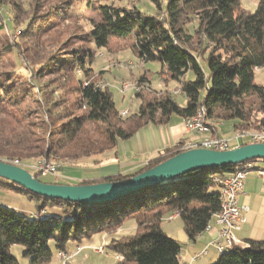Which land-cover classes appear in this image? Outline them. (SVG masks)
I'll return each instance as SVG.
<instances>
[{"label": "trees", "instance_id": "obj_1", "mask_svg": "<svg viewBox=\"0 0 264 264\" xmlns=\"http://www.w3.org/2000/svg\"><path fill=\"white\" fill-rule=\"evenodd\" d=\"M45 1L49 0H29L32 13L23 16L21 7L16 8L7 22L0 13L1 30L20 27L12 50L25 48L37 77L33 83L21 75L0 72V160L17 159L22 167L38 158L70 164L91 158L96 163L119 140L129 139L148 123H166L171 115L190 117L200 106L206 118L230 119L234 129L264 128V86L253 80L254 69L264 67V0H256L252 13L239 0H150L155 7L150 14L136 7L87 0L85 10L97 12L99 21H91L90 30L79 36L84 47H67L71 37L78 35L63 41L58 35V20L70 17L58 6L69 8L71 1L52 0L49 9L41 7ZM5 3L0 0V5ZM187 17L196 25L187 28L183 19ZM195 36L197 42H193ZM113 38L129 41L140 61L159 62L165 80L179 81L185 104H178L165 91L150 101L142 99L137 113L121 116L109 87L91 76L94 51L107 48ZM51 41L46 54H38L39 46ZM188 71L193 73L191 79L185 78ZM135 95L142 98L139 91ZM184 149L178 143L133 173L76 184L128 178ZM234 166L200 168L99 203L40 196L0 178V187L32 203L35 213L25 214L0 202V264H19L10 251L16 244L24 247L29 264H48L50 242L64 251L68 241L79 244L95 234L110 236L131 218L135 234L112 236L107 243L122 256L121 264H179L181 243L164 232L162 220L177 213L184 233L194 240L219 210L218 186L212 178L232 172ZM32 174L39 180L43 175ZM50 183L68 182L54 175ZM211 264H264V241L232 244Z\"/></svg>", "mask_w": 264, "mask_h": 264}, {"label": "rangeland", "instance_id": "obj_2", "mask_svg": "<svg viewBox=\"0 0 264 264\" xmlns=\"http://www.w3.org/2000/svg\"><path fill=\"white\" fill-rule=\"evenodd\" d=\"M70 1L72 4L71 6H69V8L63 5L58 6L62 11L66 9L67 14L70 16L69 18L64 19V21L62 19L58 20L57 26L58 30L60 31L58 35L61 37V41L65 40L68 36L71 37V35L73 34L78 35L74 38L71 37V44L67 47H84L86 45L83 43V38H81L82 36H79L85 34L90 30L91 21H99V15L97 14V12L85 10L84 3L87 2V0ZM100 1L112 3L117 6H125L129 8L136 7L137 10L145 14L153 13L155 10L154 4L150 2V0ZM239 1L244 9H247L251 13L254 12L256 8V0ZM51 2L52 0H49L47 2L45 1L41 7H48L49 9V4ZM13 3L16 4L15 7L13 6ZM20 7L21 15L25 16L32 13L31 11L29 12V0H6L5 5H0V13L5 17L4 21L7 22L9 17L13 18L16 8L19 9ZM42 11H44V9ZM191 15L192 14H189V16ZM183 19H185L187 28L196 25V20H193V18L191 19V17ZM8 28L9 27L2 30L0 29V61L4 65L3 66L0 64V72L9 71L12 74L15 73L21 75V77H25L23 79H26L27 81L36 83L37 77L34 74V70L30 67V63L26 54L27 51L25 50V48L21 46L20 48L17 47V49L12 50V47L16 46V41L18 40V36L20 35V27L15 26V29L13 31H10V29ZM52 42L53 41L45 46H39L38 54H46L44 51L51 47ZM128 42L129 41L127 40H119L113 38L107 48H98L94 51L95 57L91 64V68H93L91 76L95 81L106 84L109 87V91L111 92L116 109L120 112L122 109L127 108L129 110V114L137 113L142 99L144 101H150L156 97H159L161 93L165 91L170 92L172 97L178 104L184 105L186 101L185 95L182 93L176 94L173 92L176 87V89H178L179 81L177 79L165 80L164 78H166L167 75L165 69L162 70L161 64L159 62L140 61L131 50ZM193 42H197L196 36L193 38ZM208 47L211 46L208 44ZM6 48H8V50H5ZM41 57L46 58L47 56L42 55ZM25 65L26 70H24ZM202 65L207 71L205 63H202ZM100 70L101 73L95 74ZM192 77L193 73L191 71H188L185 75L186 79H191ZM140 78H143V80L140 81ZM47 79L48 77L43 78L44 81ZM253 80L256 84L264 86V67H260L256 70L254 69ZM42 83L43 81L41 80L40 84ZM124 83H130L134 86L131 88L123 89L122 86ZM134 87H139L137 91L140 92L142 98L135 95L136 90L134 89ZM62 96L65 97V93ZM66 99L70 100V97H66ZM220 121L222 120L220 119ZM224 122L227 125H231L233 123V121L230 119H227ZM233 143L234 142H230V147H233ZM33 163L34 162L31 161L27 164L32 165ZM60 164L63 163L60 162ZM28 169L27 170L31 173L35 171L32 168ZM53 177V174L43 173V175L40 176V181L50 182ZM3 196H5L7 199H2ZM15 196L16 194L12 193L11 191H7V189L0 187V202H2L3 204L12 206ZM16 197L21 198L18 194ZM33 214L35 215L34 212L31 215ZM42 214L45 215L44 211L40 212L39 216ZM133 234H135V222L131 218L126 219L122 223V225L116 228L110 236H108L106 233H100V243L95 245L94 247L83 246L78 249V245H76L75 242L68 241L64 251H59L54 247V243L50 242L49 246L52 250V257L48 264H121L120 261L123 258H120L119 255L112 252L108 248L107 243L112 236H114L115 238H120ZM99 246L103 247V253L96 251ZM10 251L18 260L19 264H29V259L23 256L24 247L22 245H12ZM60 252H64V254L66 255L65 259L60 258V256L58 255V253Z\"/></svg>", "mask_w": 264, "mask_h": 264}, {"label": "crops", "instance_id": "obj_3", "mask_svg": "<svg viewBox=\"0 0 264 264\" xmlns=\"http://www.w3.org/2000/svg\"><path fill=\"white\" fill-rule=\"evenodd\" d=\"M124 109L129 114V110ZM209 120L213 123V127L205 133L189 130L184 118L178 115H171L163 124L148 123L139 128L129 139L119 140L115 148L97 157L98 162L96 163L92 162L91 158L78 164L63 163L58 170L57 178L70 184H76L80 180H98L117 174H130L140 169L167 147H173L178 143H197L211 135L231 138L230 142H234L233 147L245 142L243 139L233 138V123L227 125L225 120ZM258 166L263 168L264 162H259ZM16 196L12 206L25 214H32L33 204L23 197L17 198ZM2 199L7 198L3 196ZM237 202L244 211L241 228L235 232L236 244L247 246L249 240L264 241V176L256 171L248 173L242 190L237 195ZM176 220L180 219L177 213H173L162 220L161 227L167 235L181 243L179 264L213 263L219 254L210 243L216 237L217 227L212 223L210 229L202 231L194 240H189L182 229L181 220ZM99 243V234H95L89 240L75 244L78 247H94ZM204 249V254L195 257Z\"/></svg>", "mask_w": 264, "mask_h": 264}, {"label": "water", "instance_id": "obj_4", "mask_svg": "<svg viewBox=\"0 0 264 264\" xmlns=\"http://www.w3.org/2000/svg\"><path fill=\"white\" fill-rule=\"evenodd\" d=\"M250 159L264 160V142H249L224 150L202 146L187 148L121 180L86 184L42 182L24 167L2 160L0 178L40 196L80 203H99L200 168L237 165Z\"/></svg>", "mask_w": 264, "mask_h": 264}, {"label": "built area", "instance_id": "obj_5", "mask_svg": "<svg viewBox=\"0 0 264 264\" xmlns=\"http://www.w3.org/2000/svg\"><path fill=\"white\" fill-rule=\"evenodd\" d=\"M256 69L258 68L256 67L255 70ZM133 86V84L124 83L122 88L127 89ZM134 89L137 91L139 87H134ZM173 92L179 94L180 89H175ZM127 112L128 111L124 109L119 113L121 116H125ZM184 122L189 130L195 131L197 133L208 132L210 128L213 127V123L208 118H206V110L203 106L198 107L192 116L184 118ZM233 138L243 139L244 141L249 142H264V128L256 130L238 128L234 130ZM230 141L231 138H222L218 137L217 135H211L204 137L200 142L197 143H185L183 144V147L187 149L191 147L202 146L205 148L224 150L230 148ZM57 160L38 158L32 165L24 164V167H28L30 169L32 168L33 170L39 171L41 173L53 174L58 177L57 171L61 165V159L57 158ZM259 162H264V160L251 159L243 161L235 165L232 172L215 175L212 178L218 186L220 201L219 210L212 215L211 220L205 226L204 230L210 229L212 223L217 227L216 237L210 244L214 246L218 254L223 253L228 248V246L237 243L235 232L241 228L244 211V209L238 205L237 195L242 190L244 179L248 173L251 171H256L260 175L264 176V167L260 168L258 166ZM12 164L22 166L17 159L13 160ZM42 216L43 215H40L41 218ZM78 249H80V247H78ZM96 251L103 253V247L99 246ZM204 253L205 249L196 254L195 257L201 256ZM58 255L61 259H65L66 255L64 252H60ZM119 257L121 258L122 256L119 255Z\"/></svg>", "mask_w": 264, "mask_h": 264}]
</instances>
